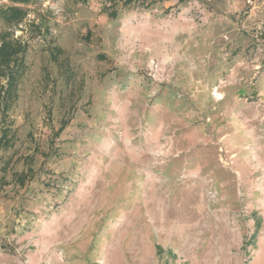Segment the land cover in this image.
<instances>
[{"label": "rangeland", "instance_id": "rangeland-1", "mask_svg": "<svg viewBox=\"0 0 264 264\" xmlns=\"http://www.w3.org/2000/svg\"><path fill=\"white\" fill-rule=\"evenodd\" d=\"M148 1L0 0V264H264V0Z\"/></svg>", "mask_w": 264, "mask_h": 264}, {"label": "trees", "instance_id": "trees-1", "mask_svg": "<svg viewBox=\"0 0 264 264\" xmlns=\"http://www.w3.org/2000/svg\"><path fill=\"white\" fill-rule=\"evenodd\" d=\"M12 3L26 4L31 0H9ZM163 0H149V3H154ZM147 0H123L124 6H129L135 3L145 4ZM148 4V3H147ZM116 10H111L108 16L115 17ZM26 13L23 9L17 6H9L2 11V18L7 23H18ZM26 47L18 41H11L2 39L0 42V115L4 117L17 97V87L19 80L24 70V54ZM8 131L2 129L0 135V146L8 148L10 140L8 138ZM26 170L21 172H14L13 179L19 185L23 186L27 178L32 175V161L26 163Z\"/></svg>", "mask_w": 264, "mask_h": 264}]
</instances>
